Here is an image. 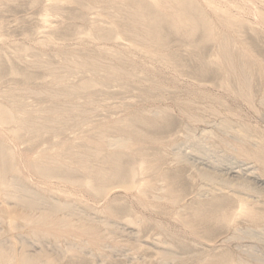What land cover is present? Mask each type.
I'll use <instances>...</instances> for the list:
<instances>
[{
  "label": "rangeland",
  "instance_id": "374dc122",
  "mask_svg": "<svg viewBox=\"0 0 264 264\" xmlns=\"http://www.w3.org/2000/svg\"><path fill=\"white\" fill-rule=\"evenodd\" d=\"M122 1L129 6L126 12L119 13ZM33 2L0 0V38L3 37L0 39V103L5 105L9 97H15L21 102L17 111L20 117L33 113L40 118L39 111L57 109L61 119L55 130L19 143V151L36 153L53 144L72 145L77 136L97 134L100 124L122 120L123 129L109 136L127 139L132 134L136 140L130 150L105 151L93 161L95 170L84 172L73 168L60 173L65 176L55 175L52 182L80 190L86 179H92L94 185L106 179V190L116 201V220L126 222L136 215L149 219L134 238L121 231L114 234L117 241L114 251L106 249L94 258L73 251L60 257L61 264H200L218 256L227 259L249 256L248 260L251 256L253 264L264 263L263 224L252 226L239 219L237 228L246 238L234 241L230 239L232 230L217 223L208 226L201 222L200 217L210 215L213 210L236 212L238 206L220 192L206 194L204 191L214 185L199 177L203 171H214L218 183L231 187L249 177L247 167L243 166L248 165L264 180L259 164L237 157L233 149L208 135L212 131L233 141V131H249L254 138L250 148L259 149L264 155L261 102L264 97V0H75L65 4L61 12L52 14L47 24L43 22V14L49 0ZM133 11L143 15L139 34L144 42L135 40L129 33L134 32L128 15ZM90 32L92 42L87 40ZM47 39L55 44L42 49L41 41ZM35 41L40 44L37 49ZM224 43L233 58L242 50L253 58L250 101L237 76H225L226 63L220 57ZM26 46L30 51L34 47V55L21 51ZM97 47L125 53V59L119 63L103 60L120 73H105L88 64L67 82V87L79 91L71 92L51 83L49 69L61 65L58 50L79 51L82 59L90 61ZM42 50H45L42 62L32 64L37 58L35 51ZM20 53H23L21 58H17ZM155 110L161 113L156 121L140 118ZM75 115L84 116L85 125L78 127ZM186 115H194L198 120L189 121ZM225 119L232 121V130L223 127ZM12 127L23 130L22 122ZM21 134L29 139L25 132ZM177 155L191 158L178 161ZM142 160L149 169L141 179L155 186L150 196L156 195L160 187L169 188L177 198L176 206L139 210L130 196L115 193L125 188L118 176L138 171ZM236 172L240 173L238 177ZM245 184L252 195L264 199L261 185ZM106 204L104 198L84 197L81 208L98 215V209ZM257 209L264 212L262 204ZM173 214L194 223L195 236L185 235L187 247L173 246L176 260L163 263L153 245L160 241L167 247L170 238L155 229L154 221H162L179 231L181 226L171 221ZM47 247L59 255L55 247Z\"/></svg>",
  "mask_w": 264,
  "mask_h": 264
},
{
  "label": "bare ground",
  "instance_id": "6f19581e",
  "mask_svg": "<svg viewBox=\"0 0 264 264\" xmlns=\"http://www.w3.org/2000/svg\"><path fill=\"white\" fill-rule=\"evenodd\" d=\"M71 1L75 0H49L48 5L45 6L43 22L47 24L48 18L52 14L61 12L64 5H69L68 3ZM38 2L39 0H34L33 3L38 4ZM128 6L127 2H120L118 12H126ZM128 15L130 24L134 26V32L129 33L135 40L144 42V37L139 34L143 28L142 13L133 11L129 12ZM92 37V32L87 34L88 41L92 42ZM49 38L52 37L49 36ZM42 41V49L44 46L46 49L47 45L53 43L51 39L44 40L43 43ZM54 44L52 45L54 46ZM39 45L37 42L35 48L37 49ZM29 46L21 51L28 53L30 51ZM32 49L34 51V47ZM128 50L130 49L128 48ZM32 51L30 52L32 53ZM43 51L45 50L35 51L37 58L32 64L38 65L42 62L45 54ZM22 54H17L16 57L21 58ZM57 55L61 58V65L55 69H49L51 71V83L54 86H62L71 92H77L79 89L67 87V82L70 76L75 75L81 68L90 64L95 69L105 73H120L118 68L105 64L103 60L108 59L111 63H119L125 59V53H116L110 47L95 48L90 61L82 59L79 51L76 50H68L65 53L58 50ZM220 57L226 63L225 76L227 78L231 75L237 76L243 93L248 94L247 98H249L252 56L242 50L237 58H233L227 44L224 43ZM127 76L130 77L129 74ZM9 98L7 104L0 103V264H61L60 257L64 258L73 251L87 253L94 258L104 253L106 249L114 251L117 248L114 234H117L118 231L130 238L136 237L140 233L141 227L149 219L144 215H136L126 222L116 220V201L106 190V179L95 185L92 179H86L81 183L80 190H73L70 187L52 182L55 175L65 176L60 173L73 170V168H78L84 172L95 170L93 161L97 160L105 151L123 152L130 150L136 140L132 138V134L127 139L109 136L115 131L122 130L124 122L114 120L100 124L97 134L77 136L71 143L72 145L67 143L53 144L45 149L35 151L36 153H22L18 149L19 143L38 139L42 134L55 130L61 119V112L57 109H47L42 112L39 111L40 118L34 116L33 113H26L20 117L17 111H19L21 102L15 97ZM261 102L264 105V97ZM160 114L159 111L155 110L141 115L140 118L154 122ZM186 118L189 121L198 120L194 115H186ZM74 120L78 127H82L86 122V118L81 115H75ZM16 122H22L23 130L12 127ZM222 125L225 129L232 130L231 120L225 119ZM22 131L29 136V139L21 134ZM208 135L215 138L219 144L227 145L233 149L237 157L259 164L264 176V155L259 149L250 148V145H254L252 143L254 138L249 131L242 129L233 131V141H228L212 131ZM76 142H80L82 145H78ZM189 158L191 157L176 156L178 161ZM243 166L247 167L246 171L249 177L240 184L231 187L218 183L214 171L206 170L199 175L202 181L214 185L210 190L204 191L206 194L220 192L232 198L238 206L236 212L213 210L209 213L210 215L201 216V222L208 226L217 223L230 231L232 230L233 235L230 239L234 241H243L246 238L245 234H241V230L237 228L236 222L239 219L248 221L252 226L264 225V212L257 209L258 204L264 206V199H261L262 196L252 195L245 184L247 182L256 183L264 188V180L256 173L255 168L248 165ZM138 168V171L132 173L129 171L127 174L118 176V180L120 179L119 181L123 183L125 188H121L115 193L130 196L133 200L132 203L137 205L139 210L150 211L163 206H176L177 198L169 188L160 187L157 189V194L151 197L150 194L155 186L141 179L149 168L144 160L140 162ZM234 174L239 176L240 173ZM34 178L35 181H33ZM137 178L140 180L136 185ZM245 190L248 191L245 192ZM84 197L91 200L104 198L107 204L98 209V215L89 214L81 208ZM171 218V221L181 226V230L174 231L170 225L162 221H154L155 229L160 234L170 238L167 247L162 246L160 241L153 245L157 257L163 263L176 260L172 251L173 246L187 247L185 235L195 236L194 223L182 220L174 214ZM250 230L253 229L250 228ZM47 244L55 247L56 253L58 252L59 255L56 256L55 253H51V250L47 249L49 248ZM246 254L248 256V252H244V256ZM246 258L238 256V259H227L224 256H218L200 264L254 263L250 260L252 259L251 256L249 260Z\"/></svg>",
  "mask_w": 264,
  "mask_h": 264
}]
</instances>
